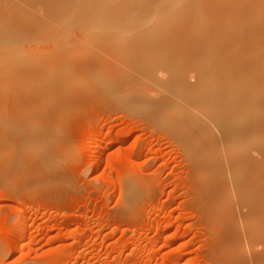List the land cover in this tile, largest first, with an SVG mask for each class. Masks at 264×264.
Segmentation results:
<instances>
[{
    "label": "rangeland",
    "instance_id": "rangeland-1",
    "mask_svg": "<svg viewBox=\"0 0 264 264\" xmlns=\"http://www.w3.org/2000/svg\"><path fill=\"white\" fill-rule=\"evenodd\" d=\"M120 1L4 0L0 264H258L264 245L254 247L247 225L254 206L241 202L264 199L257 0ZM242 38L258 65L229 80L221 60ZM88 61L103 64L84 74ZM205 70L207 104L176 86L185 76L201 90ZM241 84L255 91L252 107L228 122L222 90ZM170 98L180 101L174 110ZM254 115L261 125L246 130Z\"/></svg>",
    "mask_w": 264,
    "mask_h": 264
},
{
    "label": "bare ground",
    "instance_id": "bare-ground-1",
    "mask_svg": "<svg viewBox=\"0 0 264 264\" xmlns=\"http://www.w3.org/2000/svg\"><path fill=\"white\" fill-rule=\"evenodd\" d=\"M64 1V0H63ZM103 1V0H102ZM106 1V0H105ZM122 1V0H121ZM120 1V2H121ZM128 1V0H127ZM148 1V0H147ZM165 1V0H164ZM178 1V0H177ZM183 1V0H182ZM196 1V0H195ZM203 1V0H202ZM231 1V0H230ZM253 1V0H252ZM256 1V0H255ZM119 2V1H118ZM129 2H130V0H129ZM132 2V1H131ZM136 2V1H135ZM138 2H140V1H138ZM173 2V1H172ZM171 2V3H172ZM251 2V1H250ZM6 3H8V1L6 2ZM103 3V2H102ZM137 3V2H136ZM142 4H144L143 2H141ZM147 3V2H146ZM148 3H151V0H150V2H148ZM171 3H169V5H170V7H171ZM178 3V2H177ZM98 4V3H97ZM116 4V3H115ZM118 4V3H117ZM129 4V3H128ZM132 4V3H131ZM141 4V5H142ZM160 3H158L157 5H159ZM163 4V3H162ZM161 4V5H162ZM166 4V3H165ZM168 4V3H167ZM173 4V3H172ZM208 4V3H207ZM252 4H254V3H252ZM5 4H4V0H0V15L2 14L1 12H2V10L4 9L3 8V6H4ZM102 5V4H101ZM127 5V4H126ZM145 5H147V4H145ZM155 5V4H154ZM178 5V4H177ZM192 5V4H191ZM250 5V4H249ZM129 6V5H128ZM143 6V5H142ZM148 6V5H147ZM167 6V5H166ZM107 7V6H106ZM110 7V6H109ZM137 7V6H136ZM146 7V6H145ZM150 7H151V5H150ZM169 7V8H170ZM97 8V7H96ZM121 8V7H120ZM123 8V7H122ZM130 8V7H129ZM142 8V7H141ZM143 8H144V6H143ZM155 8V7H154ZM157 8V7H156ZM159 8V7H158ZM160 8H162L163 9V7H160ZM172 8V7H171ZM178 8V7H177ZM216 8V7H215ZM246 8V7H245ZM73 9V8H72ZM87 9V8H86ZM119 9V8H118ZM132 9V8H131ZM181 9V8H180ZM163 10H167V8L166 9H163ZM169 10V9H168ZM167 10V11H168ZM172 10V9H171ZM183 10V9H182ZM243 10V9H242ZM97 11V10H96ZM113 11V10H112ZM187 11V10H186ZM4 12V11H3ZM55 12V11H54ZM82 12V11H81ZM83 12H84V10H83ZM169 12H170V10H169ZM168 12V13H169ZM178 12V11H177ZM176 12V13H177ZM183 12V11H182ZM243 12V11H242ZM6 13V12H5ZM110 13V12H109ZM168 13H166V14H168ZM183 13H185V12H183ZM189 13V12H188ZM116 14H117V12H116ZM119 14H120V12H119ZM180 14H181V12L180 13H178V15L180 16ZM9 15V14H8ZM106 15V14H105ZM177 15V14H176ZM184 15V14H183ZM220 15V14H219ZM115 16V15H114ZM162 17L164 16V14H162L161 15ZM175 16V15H174ZM185 16H187V15H185ZM28 17H30V16H28ZM158 17H160V16H158ZM172 17H173V15H172ZM178 17V16H177ZM176 17V18H177ZM255 17V16H254ZM185 18V17H184ZM204 18V17H203ZM208 18V17H207ZM181 19H183V17L181 18ZM188 19V18H187ZM189 19H191V18H189ZM189 19H188V21H189ZM242 19V18H241ZM245 19H247V18H245ZM257 30H256V32H257V37H259V36H261L259 39L257 38V45H256V52H258L257 51V49L259 50V49H261V48H258V47H262V46H264L263 44H264V41L262 40L264 37V0H257ZM256 19H254L255 21H256ZM185 20L186 19H184V22H185ZM180 21V20H179ZM178 21V22H179ZM191 21V20H190ZM178 22H176V23H178ZM191 22H193V21H191ZM190 22V24H192L193 25V23H191ZM235 22V21H234ZM238 22V21H237ZM241 22V21H240ZM174 23V22H173ZM172 23V24H173ZM180 24L182 23V22H179ZM211 23V22H210ZM248 23V22H247ZM179 24V25H180ZM241 24H243V23H241ZM245 24V23H244ZM176 25V24H175ZM174 25V26H175ZM178 25V26H179ZM249 25H250V23H249ZM206 26V25H205ZM229 26H231V25H229ZM243 26V25H242ZM172 27V26H171ZM182 27V26H181ZM189 27V26H188ZM198 27V26H197ZM200 27H201V25H200ZM238 27H239V24H238ZM244 28H245V26H243ZM249 27V26H248ZM194 28V27H193ZM192 28V29H193ZM222 28H223V26H222ZM242 28V27H241ZM246 28H247V25H246ZM218 29V28H217ZM224 29V28H223ZM235 29V28H234ZM238 29V28H237ZM251 29V28H250ZM252 29H253V27H252ZM2 30V26L0 25V31ZM168 30H169V28H168ZM177 30H179V29H177ZM206 30H209V29H206ZM205 30V31H206ZM216 30V29H215ZM240 30V29H239ZM246 30V29H245ZM244 29H243V32L245 31ZM158 31V30H157ZM161 31V30H160ZM159 31V32H160ZM164 31H166V30H164ZM181 31V30H180ZM179 31V32H180ZM183 31V30H182ZM236 31H238V30H236L235 29V32ZM250 31V30H249ZM168 32V31H167ZM172 32V31H171ZM177 32V31H176ZM179 32H177V33H179ZM201 32V31H200ZM199 32V33H200ZM204 32V31H203ZM218 32V31H217ZM230 32V31H229ZM239 32V31H238ZM238 32H236V33H238ZM253 31H251V33H252ZM187 33H188V31H187ZM206 33V32H205ZM240 33V32H239ZM246 33V32H245ZM166 34V33H165ZM176 34V33H175ZM200 34H202V33H200ZM242 34V33H241ZM244 34V33H243ZM256 34V33H255ZM173 35V34H172ZM206 35V34H205ZM233 35H234V33H233ZM233 35H232V38H233ZM237 35V34H236ZM164 36V35H163ZM209 36V35H208ZM210 36H211V34H210ZM224 36V35H223ZM228 36V35H227ZM242 36V35H241ZM241 36L239 37V38H241ZM253 36V35H252ZM167 37V36H166ZM203 37V36H202ZM244 37H245V35H244ZM249 37V36H248ZM248 37H247V40H248ZM254 37V36H253ZM252 37V38H253ZM255 37H254V39H255ZM263 37V38H262ZM165 38V37H164ZM205 38V37H204ZM207 38V37H206ZM205 38V39H206ZM210 39V38H209ZM214 39H215V37H214ZM220 39V38H219ZM234 39H236V38H234ZM238 39V38H237ZM249 39H251V38H249ZM253 39V40H254ZM207 40V39H206ZM211 40V39H210ZM226 40H228L227 38H226ZM256 40V39H255ZM198 41V40H197ZM223 41V40H222ZM231 41V40H230ZM234 41V40H233ZM246 40H244V38H242V39H240V41H236V43H237V47L234 49H229V47H228V49L226 50L228 53H226L228 56V58L226 57V64L224 63L225 61H223V60H225V56L222 58L223 60H221V62H222V64L221 65H223L224 64V66L226 67H224V66H221V68L223 67V68H225V69H228L227 71H228V74L226 73V71H225V69L223 70V71H225V73H224V75L225 74H227V75H225L226 76V78H228L229 77V73L231 72L232 73V76H230L228 79L230 80V79H234L236 76L238 77H240L241 78V76L243 75V74H241V76L240 75H237V74H239V73H243V72H241L242 71V69H243V67H246L247 69L250 67L249 65H251V64H253L254 62V64L253 65H251V67L252 66H254L255 64H256V62H257V60L255 59V54H256V52H254L253 54H252V50L250 49L249 50V52L251 51V54L254 56V58H252L251 56H250V53L248 54V55H245L244 54V52L245 51H247L246 53H248V50L246 49V50H244L243 48H244V46H245V44L247 45V43L245 42ZM228 42V41H227ZM248 42V41H247ZM253 42V41H252ZM261 42H262V44H261ZM205 43V42H204ZM210 43H211V41H210ZM212 43H214V41L212 42ZM217 43V42H216ZM223 43V42H222ZM254 43H255V41H254ZM253 43V44H254ZM199 44H200V42H199ZM229 44V43H228ZM253 44H251L252 46H253ZM197 45H198V43H197ZM213 45V44H212ZM231 45H233V42H232V44ZM231 45H230V48H231ZM250 45V46H251ZM195 46H196V44H195ZM201 46V45H200ZM209 46V45H208ZM225 46V45H224ZM235 46V45H234ZM248 46V45H247ZM249 46V47H250ZM205 47V46H204ZM206 48V47H205ZM221 48H223V47H221ZM263 49H264V47H262ZM253 49V48H252ZM198 50V49H197ZM207 50V49H206ZM209 51V50H208ZM223 51H225V50H223ZM225 51V52H226ZM244 51V52H243ZM263 51V50H262ZM212 52V51H211ZM241 52H243V54H241ZM261 52V51H260ZM264 52V51H263ZM214 53V52H213ZM262 53V52H261ZM206 54V53H205ZM226 54H224V55H226ZM201 55H203V54H201ZM243 55V56H242ZM258 55V54H257ZM198 56V55H197ZM221 56H223V55H221ZM245 56V57H244ZM264 56V55H263ZM214 57V56H213ZM257 57V56H256ZM262 57V56H261ZM261 57L259 58V59H261ZM228 59V60H227ZM252 59H255L256 61H254V60H252ZM263 59V58H262ZM261 59V60H262ZM100 61V60H99ZM210 61V60H209ZM253 61V62H252ZM220 62V63H221ZM250 62H251V64H250ZM87 63V62H86ZM100 65V64H103L102 62L100 63H94V62H89L88 61V63H87V65L86 64H84V65H80V67L82 68L81 70H82V72L84 73V74H88L89 73V70H90V68L88 67L89 65ZM213 64V63H212ZM261 64V63H260ZM259 64V65H260ZM220 65V64H219ZM256 65H258V64H256ZM261 65H263V64H261ZM36 66V65H35ZM229 66V67H228ZM108 67V66H107ZM210 67V66H209ZM238 67V68H237ZM33 68V67H32ZM219 68H220V66H219ZM219 68H217V69H219ZM239 68H241L240 70L241 71H239V73H238V69ZM257 68H258V66H257ZM42 69V68H41ZM199 69V68H198ZM233 69L234 70H236L237 69V72L236 71H233ZM253 69V68H252ZM262 69V68H261ZM37 70H39L40 71V68L39 69H37ZM43 70H44V68H43ZM42 70V71H43ZM251 70V69H250ZM253 70H255V69H253ZM257 70V69H256ZM34 71H36V70H34ZM220 71H222V70H220ZM230 71V72H229ZM235 72V76H234V78H233V72ZM243 71H245V70H243ZM249 71V70H248ZM252 71V70H251ZM30 72V71H29ZM37 72V71H36ZM213 72V71H212ZM247 72V71H246ZM209 73H211L210 71L209 72H207L206 70H205V72L203 71V72H201V73H199V78H198V80H199V85H201L200 87H204V88H202L201 90H196L199 86H197V84H196V87H194L195 86V84H192L191 82H190V80H188L185 76H182L181 78H179L178 80H177V83H176V86H179L184 92H186L189 96H187V97H195V98H197L198 99V96H199V101L202 99V102H209L208 100H209V93L208 92H210V91H208L209 89H207V85H209V81H210V75L211 74H209ZM230 73V74H231ZM249 73H250V71H249ZM37 74H38V72H37ZM217 74V73H216ZM223 75V73L221 72L220 73V75ZM246 74V73H245ZM248 74V73H247ZM254 74V73H253ZM221 75V76H222ZM213 76V75H212ZM216 76V75H215ZM228 76V77H227ZM248 76H250V75H248ZM247 76V77H248ZM252 76V75H251ZM86 77V76H85ZM222 77H224V76H222ZM236 77V78H237ZM244 77V75L242 76V78ZM256 77V76H255ZM239 78V79H240ZM249 78V77H248ZM238 79V78H237ZM246 79V78H245ZM245 79L243 80L244 81V83H245ZM256 79V78H255ZM197 80V81H198ZM222 80H226V79H222ZM250 80V79H249ZM236 81V80H235ZM240 81H241V79H240ZM192 84H190V83ZM237 82H239V81H237ZM251 82H252V80H251ZM253 82H254V80H253ZM255 82H256V80H255ZM229 82H227V84H228ZM226 84V85H227ZM246 84V83H245ZM253 84V83H252ZM256 84V83H255ZM254 84V85H255ZM194 85V86H193ZM238 85V84H237ZM257 85V84H256ZM175 86V87H176ZM241 86H243V84H241ZM241 86H238V89H236V90H239L240 88H241ZM248 86H249V84H248ZM250 86H251V84H250ZM260 87H261V85H259ZM264 87V86H263ZM262 87V88H263ZM229 87L227 86V88H223L224 90H222L223 91V93H225V94H222L221 92L222 91H219L220 92V95L222 94V95H226L224 98H227V100H228V102H226V104H227V110H225V111H227V114L225 115V116H223V118L226 120L227 119V121L228 122H230V121H233L235 118L237 119V117H238V115H239V113L241 112V111H245L247 108H250V106H251V104H252V100H250L251 101V104H250V106H249V103H250V101L248 100L249 99V96H248V91L250 92L251 91V89L249 90L248 89V87H246V89H248L247 91H246V89L244 88V86H243V89H245L244 91H243V93H241L240 92V90L239 91H237V92H235L234 91V89H233V87H231L232 88V91H231V93L234 91L235 93L234 94H239L238 96H239V98H237L238 96H234V95H230V94H228V91H229V89H228ZM252 88V87H251ZM256 88V86L254 87V89ZM105 89V88H104ZM205 89H207L206 91H204ZM253 89V90H254ZM264 89V88H263ZM262 89V90H263ZM103 90V89H102ZM203 90V91H202ZM256 90V89H255ZM104 91V90H103ZM241 91H242V89H241ZM246 91V92H245ZM257 91V90H256ZM260 92H261V90H259ZM104 92H106V90L104 91ZM218 92V93H219ZM253 92V94H254V92L255 91H252ZM252 92H250V94H252ZM241 93V94H240ZM244 93H245V95H244ZM233 94V93H232ZM246 94H247V96H246ZM249 94V95H250ZM259 94V93H258ZM262 94V92L260 93V95ZM221 95V97H223ZM106 96V95H105ZM258 96V95H257ZM167 96H165L164 98H166ZM219 97V96H218ZM260 97V100L264 97V95H261V96H259ZM169 98V97H168ZM220 98V97H219ZM258 98V97H257ZM170 99H172V98H170ZM191 99V98H190ZM196 99V100H197ZM212 99V98H211ZM211 99H210V101H211ZM254 99H256V98H254ZM264 99V98H263ZM161 100V99H160ZM173 100V99H172ZM220 100L222 101V98H220ZM226 100V101H227ZM259 99H258V101L257 102H261L262 101V103H264L263 102V100H261L260 101ZM219 101V100H218ZM224 101V100H223ZM231 103H230V102ZM249 101V102H248ZM170 102L171 103H169L170 105L168 106V110H170V108H171V110H174L175 108V106L177 107L179 104L178 103H180V101H177V100H173V101H171L170 100ZM201 102V101H200ZM161 103V102H160ZM204 103V104H205ZM219 103H220V101H219ZM255 103V102H254ZM207 104V103H206ZM229 104V105H228ZM157 106H156V109H157V107L159 106L158 104H156ZM262 105V104H261ZM260 105V106H261ZM213 107V106H212ZM252 107V106H251ZM256 107V106H255ZM172 108H174V109H172ZM215 108V107H214ZM254 108V107H253ZM155 109V110H156ZM214 111V110H213ZM255 111H257V109H255ZM254 111V112H255ZM53 112H54V110H53ZM257 113V112H256ZM216 114V113H215ZM221 115V114H220ZM219 116V115H218ZM255 116V115H254ZM199 117V116H198ZM193 118H194V116H193ZM192 118V119H193ZM202 118V117H201ZM220 118V117H219ZM221 118H222V115H221ZM220 118V119H221ZM264 117H261V119H263ZM203 119V118H202ZM216 119H218L217 117H216ZM224 119H222V120H224ZM187 120H188V116H187ZM190 120H191V118H190ZM198 120V119H197ZM204 120V119H203ZM206 120V119H205ZM220 121L221 123L222 122H224V121ZM250 120H251V118H250ZM261 120L260 119H258L256 116L255 117H253V119L251 120V121H249L248 123H246V124H243V125H245V127L244 128H246V130H249V129H253L254 128V130L256 131V129H255V127H259L261 124V126H264L263 125V123H264V119L262 120V123L260 122ZM188 122H189V120H188ZM192 122L194 123V121L192 120ZM198 122V121H197ZM200 122L201 123H203L202 122V120H200ZM234 122V121H233ZM236 122V121H235ZM200 123V124H201ZM259 123H261L260 125H259ZM223 124V123H222ZM225 124V123H224ZM231 124V123H230ZM204 125V124H203ZM221 125V124H220ZM226 125H227V123H226ZM234 125V124H233ZM237 124H235V127H237L236 126ZM240 125V124H239ZM238 125V126H239ZM224 126V125H223ZM204 127H206V125L204 126ZM222 127V126H221ZM225 127V126H224ZM231 128H232V126H231ZM233 128H234V126H233ZM240 128V127H239ZM243 128V129H244ZM237 129H238V127H237ZM242 129V128H241ZM224 130H225V128H224ZM232 129H229V131L227 130V128H226V130L225 131H228V132H230ZM236 130V129H235ZM254 130H252L253 132H255ZM211 132V131H210ZM227 132V133H228ZM232 132L234 133V131L232 130ZM226 133V134H227ZM252 133V132H251ZM232 134V133H231ZM250 134V133H249ZM228 135H229V133H228ZM235 135V134H234ZM233 136V135H232ZM236 137V136H235ZM246 137H248V135L246 136ZM255 138V137H254ZM256 145H258V144H256ZM261 148H262V150H264V143L261 145ZM241 149V148H240ZM239 149V150H240ZM243 150V149H242ZM248 151H249V149H247ZM257 150H259V149H257ZM235 152H236V150H235ZM239 152H245V151H239ZM261 152V151H260ZM264 152V151H263ZM236 153H238V152H236ZM235 153V154H236ZM248 153V152H247ZM234 154V155H235ZM240 154V153H239ZM253 154V153H252ZM233 155V157H234V160L233 161H236V162H238L236 159L238 158V157H236L235 158V156H237V155H235L234 156ZM241 155V154H240ZM245 155V154H244ZM248 156H250V155H248ZM263 156H264V153H263ZM241 157V156H240ZM246 157V156H245ZM244 158V157H243ZM247 158V157H246ZM245 158V159H246ZM232 159V158H231ZM256 159V158H255ZM264 159V158H263ZM239 160V159H238ZM242 160V157H241V159H240V161ZM250 160H251V158H250ZM239 161V162H240ZM259 161V160H258ZM245 162V161H244ZM248 162H250L249 160H248ZM252 162V161H251ZM255 162V161H254ZM261 162V161H260ZM264 162V161H263ZM234 163V162H233ZM241 163H243V162H241ZM253 163V162H252ZM237 164H239V163H237ZM244 164V163H243ZM251 164V163H250ZM255 163H253V164H251V165H254ZM264 164V163H263ZM251 165L249 166V165H246L245 166V164L244 165H242V166H244V169H248V170H245V172L246 171H249V169H252L253 167H251ZM259 165H261L262 166V164H260L259 163ZM239 166H241V165H239ZM255 166H256V164H255ZM246 167H248V168H246ZM250 167V168H249ZM257 167V166H256ZM239 168V167H238ZM241 168V167H240ZM255 168V167H254ZM257 168H259V167H257ZM233 169V168H232ZM235 169L237 170V165H236V167H235ZM242 169H243V167H242ZM259 169H263L262 171L264 172V168L262 167V168H259ZM239 170V172H242L241 171V169H238ZM255 170H257L256 168L254 169V171ZM253 171V169L252 170H250V172H252ZM250 172L248 173L249 175H250ZM257 172V171H256ZM243 173V172H242ZM246 174V173H245ZM248 174H246V178H247V181H249L248 180ZM252 174V173H251ZM254 174H256V173H253V177L255 178V179H257L255 176H254ZM243 175V177H245L244 176V174H242ZM248 175V176H247ZM239 176H240V174H239ZM251 176V175H250ZM263 176V175H262ZM240 177H242V176H240ZM245 178V179H246ZM264 178V177H263ZM249 179H251V177H249ZM253 179V178H252ZM255 179H253L254 181H253V183L255 182ZM257 181V180H256ZM249 182H251L252 183V180L251 181H249ZM256 183V182H255ZM226 184H227V182H226ZM241 202H243L244 204H246V205H253L254 206V208L253 209H250L249 210V212H248V215H247V221H248V230H249V233H250V235H251V238H252V244H254V247L256 248V246H258L259 244H262V245H264V216H261V215H258V213H257V209H263L264 210V199H259V200H257V197H255V196H252V195H242V201ZM245 205V206H246ZM250 207H252V206H250ZM249 207V208H250ZM234 209V208H233ZM261 211V210H260ZM264 214V213H263ZM258 218V219H257ZM260 219V220H259ZM258 222H261L262 223V225L261 224H259ZM23 223L24 222H22L21 224H20V226H22L23 225ZM258 223V224H257ZM237 227V226H236ZM239 229V228H238ZM238 236V235H237ZM22 238H24V237H22ZM242 239V238H241ZM240 243V245L242 246V245H246L247 244V242L245 241V240H242L241 242H239ZM253 246V245H252ZM253 250H254V248H252ZM255 253H256V255H257V263L258 264H264V247H263V249L262 250H258V249H255ZM255 255V254H254ZM256 261V260H255Z\"/></svg>",
    "mask_w": 264,
    "mask_h": 264
}]
</instances>
